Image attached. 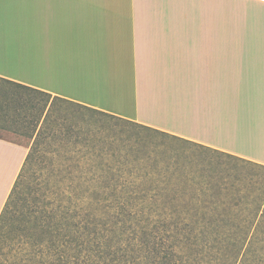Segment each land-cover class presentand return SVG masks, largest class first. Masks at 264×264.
<instances>
[{"label":"crops","instance_id":"1","mask_svg":"<svg viewBox=\"0 0 264 264\" xmlns=\"http://www.w3.org/2000/svg\"><path fill=\"white\" fill-rule=\"evenodd\" d=\"M0 77L264 165L261 0H0ZM27 151L0 137V211Z\"/></svg>","mask_w":264,"mask_h":264},{"label":"snow or ice","instance_id":"2","mask_svg":"<svg viewBox=\"0 0 264 264\" xmlns=\"http://www.w3.org/2000/svg\"><path fill=\"white\" fill-rule=\"evenodd\" d=\"M45 157L37 160L43 175L36 174L35 211L22 244L35 242L57 264L61 257L72 264H136L142 255L170 251L197 264L207 218L220 205L214 186L193 183L194 161L153 159L135 144L116 147L95 137L79 151L59 132ZM28 251L25 244L21 256Z\"/></svg>","mask_w":264,"mask_h":264},{"label":"trees","instance_id":"3","mask_svg":"<svg viewBox=\"0 0 264 264\" xmlns=\"http://www.w3.org/2000/svg\"><path fill=\"white\" fill-rule=\"evenodd\" d=\"M0 80L13 86L12 91L9 92L11 95L16 94L15 92L19 89L30 93H40L45 97L55 99V101L68 103L81 109V111L86 112L87 110L90 114L109 117L133 125L137 129H145L153 134H160L197 146L208 152L218 153L228 158L242 160L256 167L264 168L262 164L194 141L183 139L98 109L79 105L58 96H51L49 93L1 77ZM3 94L0 96H6V94ZM20 101V99H16L17 108H13V113H18L19 109L25 112L24 108L18 105ZM50 106L46 101L40 112L39 107L35 110V107L32 106L33 110H35L31 119L33 123L32 130L35 129L38 122L43 124L47 120L48 113L51 111ZM2 107H0V111L3 110ZM6 110L11 111L9 108ZM28 136L33 137V133L29 132ZM0 137L5 138L2 134H0ZM37 139L38 134L36 133L32 143L29 147L27 146L28 151L23 164L0 211V264H57V259L54 258L53 253L50 251H45L43 247H38L35 242H29L28 240H25L24 244H22L19 239L25 232L29 231V225L33 221V212L35 211L33 205L36 200V178L28 182L27 171L32 160L37 158L34 149ZM76 139L77 137L70 138V142L76 145ZM41 157H45V154H39V159ZM39 172L43 175L40 167ZM216 178L217 175L208 174L206 170L196 168L191 175L194 184L203 186L207 182L216 188L220 205L214 211L213 216L207 218L206 235L203 238L201 248L202 254L197 258V264H259V259L264 256V190H261L262 187L259 185L239 188L233 181L225 182L224 178ZM247 210L249 211L248 213L241 214V212ZM25 244L31 251L25 252L22 257L21 251L24 250ZM59 259L63 264H72L70 257H61ZM135 260L136 264H193L191 256H180L174 251L164 252L155 257L151 254L142 255L135 258Z\"/></svg>","mask_w":264,"mask_h":264},{"label":"rangeland","instance_id":"4","mask_svg":"<svg viewBox=\"0 0 264 264\" xmlns=\"http://www.w3.org/2000/svg\"><path fill=\"white\" fill-rule=\"evenodd\" d=\"M201 15L198 16L200 18ZM210 18L207 13L202 14V18ZM189 18H197L196 15ZM217 18L220 21L221 34H227L232 31L237 35L247 34L245 30L237 27L240 21L238 14L232 13L229 16L227 6L220 5ZM233 20L235 28H227L229 20ZM242 19V17H241ZM239 21V22H238ZM252 35H258V31L251 32ZM13 86L0 80V134L8 140L25 144L29 147L35 134H38L37 143H35L36 159H33L27 171V180L36 178L39 171L37 160L39 154H45L47 147L52 143L53 135L56 133L68 134L71 139L77 137L75 148L84 151L90 138L95 137L97 142L111 146H120L125 143H132L140 147L145 154H150L152 158H168L183 157L194 161L195 168L206 170L208 174L217 175L216 179L224 178L225 182H234L239 188H247L254 185L261 186L264 190V168L256 167L248 162L225 157L218 153H212L198 148L188 143L177 141L173 138L165 137L160 134L147 132L145 129H137L133 125L126 124L121 121L103 117L99 114H90L89 111H81L63 101H55L50 97H45L40 93H30L26 90H17L16 94L11 95ZM9 93V95H8ZM3 94V95H4ZM16 99L19 107L24 108L25 112L19 109L18 113H13L16 107ZM13 101V102H11ZM50 104L51 111L48 113L47 120L42 124L38 122L34 130H32V118L36 108L46 103ZM32 106L35 107L32 108ZM11 110L8 111L6 109ZM40 121V120H39ZM32 132L33 137H29L28 133ZM81 141H84L82 144ZM144 146V147H142ZM177 154H179L177 156ZM249 211L241 212V214Z\"/></svg>","mask_w":264,"mask_h":264}]
</instances>
